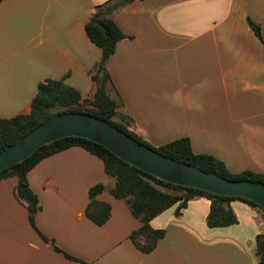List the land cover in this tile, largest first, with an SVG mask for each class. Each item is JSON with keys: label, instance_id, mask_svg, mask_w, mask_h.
Returning a JSON list of instances; mask_svg holds the SVG:
<instances>
[{"label": "crops", "instance_id": "1", "mask_svg": "<svg viewBox=\"0 0 264 264\" xmlns=\"http://www.w3.org/2000/svg\"><path fill=\"white\" fill-rule=\"evenodd\" d=\"M108 1L0 3V119L30 114L47 80H62L83 97L94 93L91 71L101 50L86 26ZM114 20L129 38L108 63L112 93L135 132L157 148L188 138L195 154L222 161L232 174L264 175V0H136ZM28 182L40 207L34 225L17 198L18 178L0 181V264L260 262L264 224L240 200L230 203L238 222L226 228L207 225V198L180 214L172 207L151 222L165 236L143 254L130 240L141 223L123 201L104 191L96 199L111 206L110 220L99 226L87 216L90 190L112 184L103 161L87 150L44 159Z\"/></svg>", "mask_w": 264, "mask_h": 264}, {"label": "trees", "instance_id": "2", "mask_svg": "<svg viewBox=\"0 0 264 264\" xmlns=\"http://www.w3.org/2000/svg\"><path fill=\"white\" fill-rule=\"evenodd\" d=\"M3 1L0 0V3ZM134 1L136 0H110L97 6L89 18L86 26L87 34L101 50L99 61L91 71V78L95 85L94 93L89 97H83L78 90L66 85L62 80H47L41 83L32 102L30 114L19 115L11 119H0V152L17 143L55 115L86 114L108 122L134 140L168 158L194 165L224 179L249 180L264 184V175L249 171L232 174L222 161L209 155L195 154L188 138L173 141L158 148L153 147L135 132L134 121L119 112L123 104L118 96H113L114 86L108 63L115 54L119 42L129 37L120 30L114 20V15ZM248 24L255 35L262 40L261 27L251 20ZM73 147H81L101 159L107 176L112 180L111 186L98 185L90 190L91 202L86 211L87 216L99 226L105 225L110 220L111 206L96 199V196L104 191H108L114 198L123 201L132 216L141 223V227L131 233L130 240L143 254H151L165 236V231L154 230L151 222L177 205V211L180 214L181 210L185 209L191 201L198 198H207L211 203L207 217V225L210 228H226L237 224V217L230 206L234 200L248 204L258 213L264 224V210L253 201L239 197L219 196L162 181L126 163L104 146L77 137L60 139L41 147L25 161L1 171L0 181L16 177L19 185H24L29 189L28 175L40 162ZM30 194L32 201L26 203L30 220L34 225L40 207L37 197L31 192ZM54 248L57 252H61L55 246ZM257 254L260 258L259 264H264V235L257 238Z\"/></svg>", "mask_w": 264, "mask_h": 264}, {"label": "water", "instance_id": "3", "mask_svg": "<svg viewBox=\"0 0 264 264\" xmlns=\"http://www.w3.org/2000/svg\"><path fill=\"white\" fill-rule=\"evenodd\" d=\"M69 137L100 144L126 163L162 181L219 196L247 199L264 210V184L224 179L194 165L168 158L108 122L86 114L65 113L51 117L17 143L0 152V172L25 161L41 147ZM17 195L25 202L32 201L29 189L24 185L18 186Z\"/></svg>", "mask_w": 264, "mask_h": 264}]
</instances>
